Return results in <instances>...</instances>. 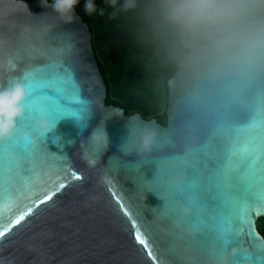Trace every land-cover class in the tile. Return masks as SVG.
Returning <instances> with one entry per match:
<instances>
[{
  "label": "water",
  "instance_id": "95a60500",
  "mask_svg": "<svg viewBox=\"0 0 264 264\" xmlns=\"http://www.w3.org/2000/svg\"><path fill=\"white\" fill-rule=\"evenodd\" d=\"M40 23L56 25L48 39L68 42L71 50L32 62L24 116L12 140L0 142V264H264V237L256 226L264 216V112L238 108L193 118L173 113L168 97L166 123L154 118L159 143L150 154H123L125 119L113 117L106 122L109 148L96 169H88L80 159L77 124L89 125L87 136L102 117L131 114L106 104L92 32L76 10L71 23H61L41 0H0V34L8 39L15 40L22 26ZM18 63H29L23 52ZM76 108L83 114L73 116ZM39 115L57 124L47 138L35 131ZM72 139L77 145L69 147ZM232 145L243 162L229 197L228 239L178 230L172 216L161 217L164 200L205 201L211 157ZM103 173L111 177L107 185L98 183Z\"/></svg>",
  "mask_w": 264,
  "mask_h": 264
},
{
  "label": "clouds",
  "instance_id": "9594fccd",
  "mask_svg": "<svg viewBox=\"0 0 264 264\" xmlns=\"http://www.w3.org/2000/svg\"><path fill=\"white\" fill-rule=\"evenodd\" d=\"M79 0H41L61 23H71ZM110 19L124 17L132 27L130 35L141 50L140 65L154 89L172 101L173 113L193 118H215L232 109L264 112V0H105ZM25 7H27L25 5ZM84 10L98 11L94 0H85ZM101 15L104 9H99ZM48 14H41L43 20ZM56 25L40 23L22 26L15 40L0 34V142H8L17 133L18 121L28 103L29 67L38 58H63L70 50L68 42L53 45L48 34ZM70 36V33H58ZM21 52L28 65L21 67ZM113 117L125 119L119 150L125 154L147 156L158 146V122L138 113L124 117L123 111L91 128L77 124L78 149L88 169H96L109 148L106 122ZM57 128L43 115L35 118V131L47 138ZM77 139L68 146L77 145ZM31 142L32 138H26ZM243 153L232 145L215 153V166L204 182L205 201H176L163 196L161 217L172 216L174 227L189 232L209 231L223 242L229 237V197L233 194ZM99 171V170H98ZM111 177L98 176L107 185ZM179 190V185H177Z\"/></svg>",
  "mask_w": 264,
  "mask_h": 264
},
{
  "label": "trees",
  "instance_id": "16d2710c",
  "mask_svg": "<svg viewBox=\"0 0 264 264\" xmlns=\"http://www.w3.org/2000/svg\"><path fill=\"white\" fill-rule=\"evenodd\" d=\"M94 2L98 11L92 15L84 10L85 0H79L75 10L92 32L94 53L106 84V104L119 106L126 114L140 113L162 122L160 115L166 117L168 96L153 88L142 69L141 50L130 35L131 22L124 17L110 19L111 9L105 0ZM99 9H104L103 15ZM256 226L264 237V216L257 219Z\"/></svg>",
  "mask_w": 264,
  "mask_h": 264
},
{
  "label": "snow or ice",
  "instance_id": "6c2138e0",
  "mask_svg": "<svg viewBox=\"0 0 264 264\" xmlns=\"http://www.w3.org/2000/svg\"><path fill=\"white\" fill-rule=\"evenodd\" d=\"M28 87L31 88L32 85H29ZM48 110H49L50 112H53V113H55V112L58 111L57 108L52 107V106H50ZM65 110H68V109H65ZM71 114H72L73 116L82 115V114H83V110L80 109V108H76L75 110H72V111H71ZM76 178H77V179H81L80 176H77ZM0 235H3V233H0ZM137 240H138V242H139V237H138V236H137Z\"/></svg>",
  "mask_w": 264,
  "mask_h": 264
},
{
  "label": "rangeland",
  "instance_id": "374dc122",
  "mask_svg": "<svg viewBox=\"0 0 264 264\" xmlns=\"http://www.w3.org/2000/svg\"><path fill=\"white\" fill-rule=\"evenodd\" d=\"M162 117V122H164L166 120V117H163V114L160 115Z\"/></svg>",
  "mask_w": 264,
  "mask_h": 264
},
{
  "label": "flooded vegetation",
  "instance_id": "af4514ba",
  "mask_svg": "<svg viewBox=\"0 0 264 264\" xmlns=\"http://www.w3.org/2000/svg\"><path fill=\"white\" fill-rule=\"evenodd\" d=\"M160 123L165 124L166 123V120H165V122H160Z\"/></svg>",
  "mask_w": 264,
  "mask_h": 264
}]
</instances>
